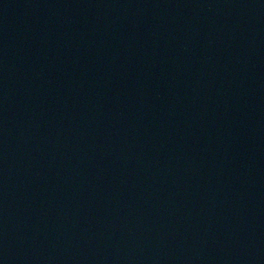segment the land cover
I'll list each match as a JSON object with an SVG mask.
<instances>
[{"label": "water", "instance_id": "water-1", "mask_svg": "<svg viewBox=\"0 0 264 264\" xmlns=\"http://www.w3.org/2000/svg\"><path fill=\"white\" fill-rule=\"evenodd\" d=\"M0 264H264V0H0Z\"/></svg>", "mask_w": 264, "mask_h": 264}]
</instances>
